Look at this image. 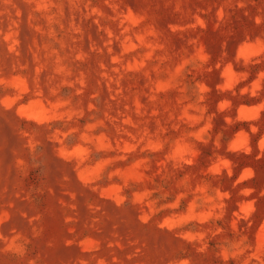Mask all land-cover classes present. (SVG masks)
Segmentation results:
<instances>
[{
    "label": "rangeland",
    "instance_id": "1",
    "mask_svg": "<svg viewBox=\"0 0 264 264\" xmlns=\"http://www.w3.org/2000/svg\"><path fill=\"white\" fill-rule=\"evenodd\" d=\"M0 264H264V0H0Z\"/></svg>",
    "mask_w": 264,
    "mask_h": 264
}]
</instances>
